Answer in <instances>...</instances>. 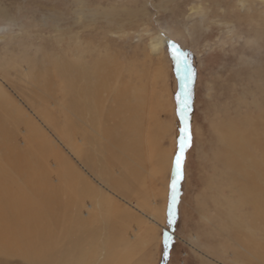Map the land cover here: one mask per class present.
Segmentation results:
<instances>
[{
  "label": "rangeland",
  "instance_id": "374dc122",
  "mask_svg": "<svg viewBox=\"0 0 264 264\" xmlns=\"http://www.w3.org/2000/svg\"><path fill=\"white\" fill-rule=\"evenodd\" d=\"M169 41L190 53L195 71L189 113L192 142L185 154L184 178L178 185L174 226L167 221L181 127L177 103L181 79ZM95 58L108 65L120 62L119 76L127 80L130 76H142L152 108L159 112L166 129L160 144L172 160L167 195L165 199L157 192L162 188L157 177L153 185L156 192L149 197L157 211L164 210L161 220L151 219L148 209L140 206L146 197L144 192L126 197L123 191L104 187L100 179L85 171L111 202L130 214L124 215L123 221L128 224V237L136 241L135 262L245 264L240 259L235 261V251L240 247L233 248L229 229H221L224 221L218 216L215 203L207 197L212 192L203 179L213 177L218 183L222 180L219 169L210 168V143L216 124L224 117L254 115L258 108L264 118V0H0V121L5 114L21 117L22 110L27 112L69 156L54 129L34 114L28 101L31 85L25 76H40L42 80L51 76L54 88H59L61 77L67 76L73 63L80 69ZM57 98L62 99L60 92ZM157 122L150 121V127L154 129ZM23 124L16 139L22 146L26 131ZM2 157L0 176L11 178L13 188L18 189L23 184L22 176L7 166L8 161ZM50 163L54 167V161ZM113 170L117 179L124 178L118 165ZM82 185L80 198L89 202L90 193ZM98 207L101 213L110 208L104 202ZM144 225L151 227L148 239ZM165 230L173 235L167 257L163 255ZM107 233L103 226L99 236L101 259L107 254ZM20 252L8 259L9 264H57L53 260L57 254L54 250L42 255H38L39 251H27L33 253L31 261Z\"/></svg>",
  "mask_w": 264,
  "mask_h": 264
},
{
  "label": "bare ground",
  "instance_id": "6f19581e",
  "mask_svg": "<svg viewBox=\"0 0 264 264\" xmlns=\"http://www.w3.org/2000/svg\"><path fill=\"white\" fill-rule=\"evenodd\" d=\"M121 71L120 62L108 65L95 58L80 69L73 63L67 76H60L59 88H54L51 76L45 80L25 76L31 85L28 101L34 114L54 129L70 155L27 112L22 110L21 117L5 114L1 119L0 155L22 176L23 184L14 189L11 178L0 176V264H9L8 259L20 251L31 261L32 252L42 255L48 250L57 252L53 256L57 264H137L136 241L128 237V224L123 221L130 214L111 202L85 173L126 197L144 192L140 206L155 221L164 217V210L157 211L149 197L156 192L153 185L158 177L162 188L157 192L166 199L172 163L160 144L166 129L152 108L143 77L127 80L119 76ZM133 73L137 75L134 68ZM57 92L62 99L58 100ZM150 121H158L154 129ZM21 123L26 128L23 146L16 141ZM213 131L210 168L217 167L222 180L203 179L212 192L207 197L224 221L221 229H229L233 248L240 247L235 261L264 264L263 111L258 108L254 115L245 113L236 119L224 117ZM115 165L124 172L121 180L113 174ZM81 185L90 193L89 202L80 198ZM102 202L110 208L101 213ZM103 226L108 229V247L101 259ZM144 226L148 239L151 227Z\"/></svg>",
  "mask_w": 264,
  "mask_h": 264
},
{
  "label": "snow or ice",
  "instance_id": "6c2138e0",
  "mask_svg": "<svg viewBox=\"0 0 264 264\" xmlns=\"http://www.w3.org/2000/svg\"><path fill=\"white\" fill-rule=\"evenodd\" d=\"M169 48L172 57L175 59L177 71L180 73L181 89L177 93L178 113L181 120V127L178 136V149L173 161V178L171 180V197L168 206V225L174 226L178 216V185L184 178V161L186 159V152L191 147L192 135L190 116L192 105V85L195 78V71L192 68V61L190 53L182 49L174 41H169ZM164 253L167 257L169 255L168 249L171 246L173 235L169 233L164 234Z\"/></svg>",
  "mask_w": 264,
  "mask_h": 264
},
{
  "label": "water",
  "instance_id": "95a60500",
  "mask_svg": "<svg viewBox=\"0 0 264 264\" xmlns=\"http://www.w3.org/2000/svg\"><path fill=\"white\" fill-rule=\"evenodd\" d=\"M166 232L170 234V232H169L168 230H165V233H166Z\"/></svg>",
  "mask_w": 264,
  "mask_h": 264
}]
</instances>
